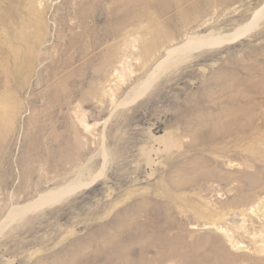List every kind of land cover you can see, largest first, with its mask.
I'll use <instances>...</instances> for the list:
<instances>
[{
	"label": "rangeland",
	"instance_id": "rangeland-1",
	"mask_svg": "<svg viewBox=\"0 0 264 264\" xmlns=\"http://www.w3.org/2000/svg\"><path fill=\"white\" fill-rule=\"evenodd\" d=\"M263 10L0 0V264H64L111 241L129 264H264L248 209L264 196ZM234 30L157 76L191 37Z\"/></svg>",
	"mask_w": 264,
	"mask_h": 264
},
{
	"label": "bare ground",
	"instance_id": "bare-ground-1",
	"mask_svg": "<svg viewBox=\"0 0 264 264\" xmlns=\"http://www.w3.org/2000/svg\"><path fill=\"white\" fill-rule=\"evenodd\" d=\"M255 13V12H254ZM255 15V14H254ZM264 17V10L263 11H259L257 12L256 17L254 18L255 23L259 20L262 19ZM251 19V18H250ZM253 19V18H252ZM252 22V21H251ZM254 22V21H253ZM258 23V22H257ZM251 25V24H250ZM255 25V24H254ZM253 27L249 26V28ZM243 28V27H241ZM245 29V32L249 29ZM235 31V30H234ZM238 31L237 30L235 32H231L230 34H226V35H222V33H218V34H212L209 33L206 36H195V37H189L190 39H188L186 41V43H184L182 46H180L177 49H173L172 51L169 52V54L167 55V57L169 56L168 60H166V63H164V66H162V68L158 71L157 76H159L161 73H163L166 68H169L171 66H173L175 63L179 62L180 60H182V58L186 57L185 55L190 51H195V49H199V48H203V47H212L214 45L220 44L224 41L233 39L238 35ZM243 36V35H242ZM28 37H24L23 39L26 41ZM234 40V39H233ZM227 43V42H226ZM194 49V50H193ZM166 55V54H165ZM188 56V55H187ZM190 56V55H189ZM186 59V58H185ZM124 64V63H123ZM160 64V63H159ZM124 69V67L122 66V69L119 71L121 73V71ZM154 72V71H153ZM123 74V73H122ZM132 74V73H131ZM155 75V74H154ZM153 75V76H154ZM123 76V75H122ZM153 76L148 77V80H151L153 78ZM156 76V77H157ZM124 77V76H123ZM155 77V76H154ZM119 79V78H118ZM122 80V79H120ZM124 80V79H123ZM122 80V81H123ZM143 89V88H142ZM102 154V153H101ZM95 177H93L94 179ZM92 179V180H93ZM86 185V184H85ZM78 186V181L75 182V185L73 186H65L61 189L55 190V191H49L48 193L42 195L38 202V204L43 205V204H51L53 202L59 201L60 199H62L69 191H71L72 189L76 188ZM37 205V206H40ZM249 213H252L253 216H257L259 219H264V196L258 200L256 203L252 204L249 208ZM11 214V213H10ZM9 214V215H10ZM17 214V213H16ZM15 216V214H14ZM11 217V215H10ZM9 219V217H7ZM14 218V217H13ZM11 220V219H10ZM224 230V229H222ZM221 231V228H220ZM222 232V231H221ZM223 233V232H222ZM225 234V233H224ZM113 242V241H111ZM107 243V244H96L93 246L94 250L88 253H83L85 251H83L81 254H79V256L72 258L70 260H68L67 262H65L64 264H129V262L127 263L126 260L123 261V257L122 256V252L119 251L117 249V244L116 243ZM116 242V241H115ZM71 244V243H70ZM73 244V243H72ZM85 244V243H84ZM126 244V243H125ZM78 245V244H77ZM93 245V244H92ZM91 245V246H92ZM120 245V243H119ZM127 245V244H126ZM137 245V244H136ZM144 245V244H143ZM86 246V245H85ZM70 247V246H69ZM77 247V246H76ZM87 247V246H86ZM119 247V246H118ZM123 247V246H122ZM128 247V246H126ZM169 247V246H167ZM88 248V247H87ZM85 248V249H87ZM125 248V247H124ZM131 248V245L130 247ZM140 248V247H139ZM76 251L82 250L81 248L78 249L76 248ZM92 249V248H91ZM135 251V250H134ZM173 252V251H172ZM74 253V252H73ZM78 253V252H77ZM128 253V252H127ZM133 253V251H132ZM71 254V253H70ZM124 254V253H123ZM128 255V254H127ZM126 255V257H127ZM73 256V254H72ZM74 257V256H73ZM125 257V258H126ZM129 257V256H128ZM131 257V256H130ZM129 257V258H130ZM71 258V257H70ZM128 258V260H129ZM66 259V258H65ZM143 259V258H141ZM147 259V258H146ZM135 260V259H134ZM140 260V259H139ZM138 262V261H137ZM143 262V261H142ZM135 263V261H134ZM137 264V263H136Z\"/></svg>",
	"mask_w": 264,
	"mask_h": 264
}]
</instances>
